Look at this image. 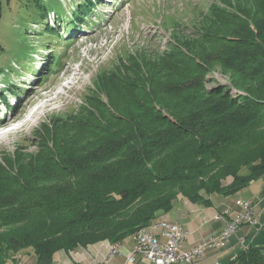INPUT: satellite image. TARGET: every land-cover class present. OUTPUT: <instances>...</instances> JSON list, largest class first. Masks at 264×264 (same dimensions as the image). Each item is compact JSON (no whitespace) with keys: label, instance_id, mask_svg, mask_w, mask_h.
I'll return each mask as SVG.
<instances>
[{"label":"trees","instance_id":"16d2710c","mask_svg":"<svg viewBox=\"0 0 264 264\" xmlns=\"http://www.w3.org/2000/svg\"><path fill=\"white\" fill-rule=\"evenodd\" d=\"M90 1L78 4L79 22ZM252 1L216 10L220 24L197 44L177 43L161 66L123 61L122 74L100 76L91 108L45 126L36 157L0 162V264H20L27 249L35 264H54L60 250L120 242L180 195L210 206V195L264 175V0ZM26 3L47 19L42 0ZM215 67L227 82L209 76ZM227 264H264V251Z\"/></svg>","mask_w":264,"mask_h":264},{"label":"rangeland","instance_id":"374dc122","mask_svg":"<svg viewBox=\"0 0 264 264\" xmlns=\"http://www.w3.org/2000/svg\"><path fill=\"white\" fill-rule=\"evenodd\" d=\"M86 1L42 0L49 6L43 20L26 0H2L0 111L9 108V112L0 115V126L19 118L0 129L1 163L15 162L18 154L23 159L36 157L49 142L43 140L45 126L59 120L62 125L70 116H80L83 106L91 108L90 96L102 92L100 76L122 74L123 61L145 57L161 66L178 44H197L202 32L220 24L216 10L237 13L240 4L245 8L253 4L252 0H92L90 14L79 22L75 12ZM222 72L216 68L209 76L225 83L228 78ZM27 251L31 250L15 258L20 262Z\"/></svg>","mask_w":264,"mask_h":264},{"label":"crops","instance_id":"0c3cea01","mask_svg":"<svg viewBox=\"0 0 264 264\" xmlns=\"http://www.w3.org/2000/svg\"><path fill=\"white\" fill-rule=\"evenodd\" d=\"M232 177H228L224 184L231 183ZM212 205L194 203L184 196H179L174 207L167 212L157 213L155 220L164 219L170 223L179 224L188 236L182 244L183 250H189L198 242L218 236L225 228L226 220L232 219L243 208L238 200H248L252 203L255 224L243 223L233 233L222 247L211 249L203 258L196 260L195 264H227L234 260L241 251L250 247L264 251V175L252 180L248 185L234 194L210 195ZM229 211L226 213V211ZM222 214L224 218H219ZM158 231L159 230H155ZM119 244V251L111 258L108 253L112 245ZM135 245L133 235H128L122 241L113 243L103 240L86 247H78L75 250H60L54 256V264H126L127 256ZM32 251L22 253L20 264H35L36 255ZM134 264H151L136 256Z\"/></svg>","mask_w":264,"mask_h":264},{"label":"built area","instance_id":"2783aa9c","mask_svg":"<svg viewBox=\"0 0 264 264\" xmlns=\"http://www.w3.org/2000/svg\"><path fill=\"white\" fill-rule=\"evenodd\" d=\"M237 203L243 211L226 220L225 228L218 236L202 240L189 250L182 248L188 233L181 225L164 219L153 220L148 226L133 234L135 245L127 256L126 264H134L137 255H141L142 259L148 260L151 264H195L208 250L222 247L241 224L256 223L252 203L248 200H238ZM228 212L227 210L226 213ZM218 217L224 218L222 214ZM119 247V244L112 245L108 258L117 253Z\"/></svg>","mask_w":264,"mask_h":264},{"label":"bare ground","instance_id":"6f19581e","mask_svg":"<svg viewBox=\"0 0 264 264\" xmlns=\"http://www.w3.org/2000/svg\"><path fill=\"white\" fill-rule=\"evenodd\" d=\"M17 118H19V117L15 116V117H12L11 119L6 120L5 122L3 121V124L0 126V129H3L5 127L12 125L13 123H15L18 120ZM0 137H1V134H0Z\"/></svg>","mask_w":264,"mask_h":264}]
</instances>
